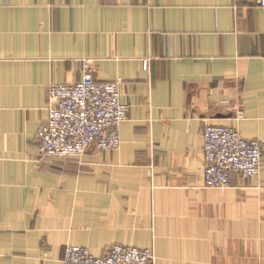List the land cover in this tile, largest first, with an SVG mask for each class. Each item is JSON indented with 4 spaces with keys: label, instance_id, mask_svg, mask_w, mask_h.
Masks as SVG:
<instances>
[{
    "label": "crops",
    "instance_id": "1",
    "mask_svg": "<svg viewBox=\"0 0 264 264\" xmlns=\"http://www.w3.org/2000/svg\"><path fill=\"white\" fill-rule=\"evenodd\" d=\"M88 61L95 80L122 82V144L42 156L48 89L80 82ZM208 126L260 142L261 175L207 188ZM69 245L264 264L258 0H0V264H64Z\"/></svg>",
    "mask_w": 264,
    "mask_h": 264
},
{
    "label": "built area",
    "instance_id": "2",
    "mask_svg": "<svg viewBox=\"0 0 264 264\" xmlns=\"http://www.w3.org/2000/svg\"><path fill=\"white\" fill-rule=\"evenodd\" d=\"M264 8V0H258ZM90 61L83 79L75 84H52L48 89V117L37 134L39 151L46 157H81L89 149L118 150L121 128L129 107L121 99V81L94 79ZM147 68V64L145 66ZM242 115V114H241ZM205 186L228 188L232 174L242 179L261 175L263 147L236 129L206 127L203 134ZM151 250L114 246L102 257L80 247H68L64 264H152Z\"/></svg>",
    "mask_w": 264,
    "mask_h": 264
},
{
    "label": "rangeland",
    "instance_id": "3",
    "mask_svg": "<svg viewBox=\"0 0 264 264\" xmlns=\"http://www.w3.org/2000/svg\"><path fill=\"white\" fill-rule=\"evenodd\" d=\"M262 162H263V160H262ZM232 177V176H231ZM232 179V178H231ZM223 189V188H222ZM71 246H74V247H80V248H84V249H87V250H89V252L92 254V252L90 251V249L89 248H87V247H82V246H77V245H69V246H67V248L68 247H71ZM115 246H119V245H115ZM112 247H114V246H112ZM111 247V248H112ZM67 250V249H66ZM148 250H151V252H152V257H153V260H152V264H156V255H155V252H154V250L153 249H148ZM65 255H66V252H65ZM93 255V254H92ZM63 263H65V257H64V262Z\"/></svg>",
    "mask_w": 264,
    "mask_h": 264
}]
</instances>
